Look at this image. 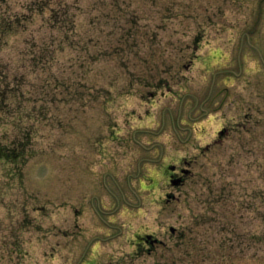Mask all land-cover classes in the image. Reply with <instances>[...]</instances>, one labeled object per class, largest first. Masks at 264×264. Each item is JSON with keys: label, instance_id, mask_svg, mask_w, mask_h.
<instances>
[{"label": "rangeland", "instance_id": "obj_1", "mask_svg": "<svg viewBox=\"0 0 264 264\" xmlns=\"http://www.w3.org/2000/svg\"><path fill=\"white\" fill-rule=\"evenodd\" d=\"M16 137L0 264H264V0H0Z\"/></svg>", "mask_w": 264, "mask_h": 264}, {"label": "trees", "instance_id": "obj_2", "mask_svg": "<svg viewBox=\"0 0 264 264\" xmlns=\"http://www.w3.org/2000/svg\"><path fill=\"white\" fill-rule=\"evenodd\" d=\"M17 138L11 139L8 143H4L0 139V163L11 164L8 169L13 168V171L21 165V158L24 156L26 150L28 151L27 145L29 144L27 142L24 143L25 140Z\"/></svg>", "mask_w": 264, "mask_h": 264}, {"label": "flooded vegetation", "instance_id": "obj_3", "mask_svg": "<svg viewBox=\"0 0 264 264\" xmlns=\"http://www.w3.org/2000/svg\"><path fill=\"white\" fill-rule=\"evenodd\" d=\"M220 134H222V132ZM168 170H169V173H168L169 183H171L172 185H175L176 187L182 185L186 177L190 175V172L188 171V169L182 168V167L176 168L174 165H168ZM165 196H167L169 199L174 197L171 193H166ZM171 231H173L172 233L175 232L173 228H171ZM140 239L141 241L149 243L150 245L155 244L157 241L150 234L143 235L140 237Z\"/></svg>", "mask_w": 264, "mask_h": 264}, {"label": "water", "instance_id": "obj_4", "mask_svg": "<svg viewBox=\"0 0 264 264\" xmlns=\"http://www.w3.org/2000/svg\"><path fill=\"white\" fill-rule=\"evenodd\" d=\"M175 183V182H174Z\"/></svg>", "mask_w": 264, "mask_h": 264}]
</instances>
